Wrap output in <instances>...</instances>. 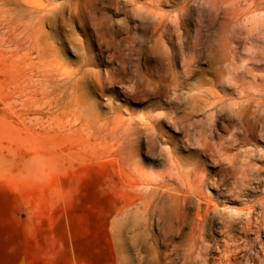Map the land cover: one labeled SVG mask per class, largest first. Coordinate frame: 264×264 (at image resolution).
<instances>
[{"label": "rangeland", "instance_id": "1", "mask_svg": "<svg viewBox=\"0 0 264 264\" xmlns=\"http://www.w3.org/2000/svg\"><path fill=\"white\" fill-rule=\"evenodd\" d=\"M226 262L264 264V0H0V264Z\"/></svg>", "mask_w": 264, "mask_h": 264}, {"label": "bare ground", "instance_id": "2", "mask_svg": "<svg viewBox=\"0 0 264 264\" xmlns=\"http://www.w3.org/2000/svg\"><path fill=\"white\" fill-rule=\"evenodd\" d=\"M241 23V22H240ZM184 61V60H183ZM196 63H198V61H191V66H193V65H195ZM190 64L188 65V66H190ZM218 101V100H217ZM215 104V103H214ZM238 104V103H237ZM214 106V108L213 109H211V110H209V112L211 111V112H213V110L215 109V108H217L218 107V104L217 105H213ZM235 121V120H234ZM233 121V122H234ZM244 121V120H243ZM242 121V118H240V117H238L237 119H236V122H237V124H235L236 125V127H235V131L233 132V133H231V137L234 139V140H237V139H243V140H246V137H245V134H246V132L248 131L247 130V128H245V126H244V124H246V122L244 123ZM117 123V122H116ZM228 127V126H227ZM234 129V128H233ZM153 132V134L154 135H157V133H158V131H160V128L159 127H157V125H154L153 126V130H152ZM213 132H215V131H211V133H209V134H211V135H204L205 134V132H203V133H201V132H199V138L198 139H196V136H194L195 134H192V133H190V132H187L186 133V135H187V139H186V141H185V143H189V144H192V145H195L199 150H200V152L203 154V155H205V157L207 158V159H209V160H214V158L217 156L218 158H222L220 155H217V154H215V152H214V150H213V148L215 147V145H214V143H211V140L213 139V136H212V134L215 136V134L213 133ZM109 136H110V138L112 139V140H115L119 145H118V150H120L121 152L122 151H125L126 153H128V150L134 145V143H136V138H135V132L133 131V126H132V124L130 123L129 125H128V128H126L125 130H123L122 131V127H120V125L119 124H116L115 125V127L112 129V131L108 134ZM217 136V135H216ZM215 136V137H216ZM193 137V138H192ZM195 139V140H194ZM223 144V143H222ZM219 147V145L217 144V148ZM221 148V147H220ZM219 150H221V149H219ZM224 153V152H223ZM221 154V153H220ZM129 156L130 155H128V156H126L127 157V159H129ZM168 160H169V167H170V171L172 172V173H174L177 169V165H176V161H175V159L172 157V156H169L168 157ZM223 160L224 159H222L221 161L223 162ZM225 162V161H224ZM223 162V163H224ZM218 163H220V160L218 161ZM226 164H228V163H230V162H225ZM220 164H222V163H220ZM224 165V164H223ZM222 165V166H223ZM252 166H251V168L253 169V168H255L256 167V169H257V165H253V164H251ZM229 166V167H228ZM230 166H231V164H228L225 168H227V169H225V171H229L230 169ZM233 167V166H232ZM232 167H231V169H232ZM242 167V166H241ZM236 168V167H235ZM240 168V167H239ZM243 169H244V165H243V167H242ZM256 169H254V170H256ZM137 170V174H138V176H139V178H140V184H139V186L141 187V192L143 193V194H152V193H155L156 191H157V189H159L160 188V183H165L166 182V179H167V176H163V175H160L159 176V178H156V179H150L149 177H146V176H144V174L142 173V172H140L138 169H136ZM237 170V169H236ZM239 170V169H238ZM239 171H241V169L239 170ZM231 172V171H230ZM241 172H243V175H239L238 177H240V176H243V178L247 175L246 173L247 172H245L244 170H242ZM240 172V174H242ZM172 173H167L168 174V176L169 177H173L174 175L172 174ZM176 173V172H175ZM174 173V174H175ZM175 175H177V174H175ZM229 175V174H228ZM227 175V176H228ZM179 175H177V177H178ZM225 176H226V174H225ZM224 177V176H223ZM237 177V176H236ZM202 178H203V175L202 176H199L198 175V179H196L197 181H198V183H202ZM242 178V179H243ZM245 178H247V177H245ZM245 178H244V180H245ZM179 179V178H178ZM235 179V178H234ZM220 180H222V179H220ZM219 180V181H220ZM236 180V179H235ZM249 180V179H248ZM180 181H181V178H180ZM247 181V180H246ZM181 182H183V181H181ZM218 183V182H217ZM154 184H156V188H152L151 187V185H154ZM183 184V183H182ZM195 184V183H194ZM193 184V185H194ZM164 186H165V184H164ZM187 187V186H186ZM240 188V187H239ZM172 190V189H171ZM227 190H228V188H227ZM232 190V189H231ZM142 195V194H141ZM183 195V194H182ZM185 195V194H184ZM150 197H151V195H150ZM139 199H141V198H139ZM149 202L148 201H145V202H142L139 206L137 205V204H135V206H136V208H139V210H141L143 213H147V207L149 206ZM199 211L201 212V213H203V211H204V209H201V207L199 206ZM228 238V237H227ZM231 241V240H230ZM205 247V246H204ZM206 248V247H205ZM232 254V253H231ZM238 256V255H237ZM237 256L235 257V258H237ZM240 257V256H239ZM232 257H230V259H231ZM227 259V258H226ZM226 259H224L223 260V262L226 260ZM229 259V260H230ZM238 259V258H237ZM236 260V259H235ZM231 261V260H230ZM203 262H205V261H203ZM221 263V262H220ZM237 263V262H236ZM225 264V263H224ZM226 264H227V262H226ZM231 264V263H230ZM234 264V263H233Z\"/></svg>", "mask_w": 264, "mask_h": 264}]
</instances>
